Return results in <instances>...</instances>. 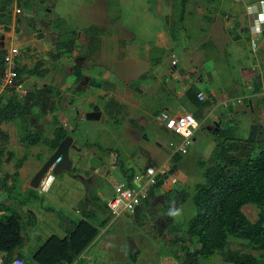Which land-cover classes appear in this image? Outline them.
<instances>
[{
    "label": "crops",
    "instance_id": "obj_1",
    "mask_svg": "<svg viewBox=\"0 0 264 264\" xmlns=\"http://www.w3.org/2000/svg\"><path fill=\"white\" fill-rule=\"evenodd\" d=\"M22 1L25 3L24 0ZM147 1L151 2V0ZM170 1L157 0L156 14L163 17L164 28L156 32L153 43L147 44L146 42L140 49L138 45L134 44L132 40L133 33L123 24L121 15L119 17L117 12V18H114L116 16H112L111 14L109 15L108 1L103 0L100 2V11L98 14L96 12V15H92L93 19L89 21V25L103 28V32L97 37V46L93 47L94 49L90 47L88 34V38L83 44V35L79 34V31L75 37L73 49L64 57L62 56L63 58L61 57L60 61L62 62L56 64V68L50 70L44 78L41 77L42 73L39 74L41 77L40 81L42 80V87L52 86L57 90L74 87L79 94V96H76L77 102L75 104L78 105L75 111H71L70 116H64L63 124L58 128L68 132V135L76 142L77 149L70 148L69 155L72 159V170L77 172L76 176L83 181L85 192L82 195L81 187L76 186L77 188H75L74 184L67 177L64 178L63 174L65 172L55 175L47 191L42 192L35 189L36 195L33 198L38 199V203L31 202L30 204H25V208H23L25 216L23 218L24 221L26 219L30 220L26 226L30 229L36 222V218L44 215L45 218L40 221H45L52 226L54 224L53 217L56 218L55 215L51 214L53 212L60 217L62 224V218L64 217L77 221L89 215L90 221L91 219L95 220L91 222L98 227L99 232L96 238L80 254L79 260L81 264L153 263L151 259L154 252L153 249H156L155 246L145 241H142L140 245L138 243L135 244L133 252L137 251V256L135 262H133L129 257L127 236L122 235L123 233H118L119 231L115 232L112 228L115 224H119L123 220L125 221L127 219L126 215H131L138 221L142 211H144L142 209L138 217L128 212L114 217L107 208L106 201L113 195V184L126 180V177L118 167H112L111 164L115 158L113 156L116 155L119 167L122 165L124 168L131 170L129 173L132 174L131 182L133 183L141 182L144 176V169L148 165L154 166L157 169L164 168L167 172L163 175V178L167 179V184H161L159 189L155 190L154 195L156 199H153L157 201L162 200L165 203L164 198H159L161 192L166 191L170 197V193L177 194L186 187V182L183 180L181 172H179L180 169L178 170L180 173L179 180L177 179L176 183L172 182V178L176 177L174 175L176 170L172 173L168 171V165L171 164V162L169 164V160L173 154L171 147L170 154L167 157L166 155L162 156L163 152L159 147L166 142L163 133L165 134L170 130L173 131V120L176 115L183 112L192 113L199 118V122L205 125L203 129L207 130L210 134L219 135L221 130L230 134V132L233 133L237 130L233 126V124L239 122L236 120H239L237 117L247 115L248 110L244 108L240 109L243 105H238V103L242 102V100L246 101L245 105L250 110L254 108L255 103L259 105L262 103L264 106V86H262V78H264V37L260 38L261 45L253 59L244 62L237 58L239 56L238 48L242 47L240 41L243 39V34L246 33L243 22L246 21L248 28V32L246 33L247 43L250 37V27L253 23L251 16L248 14L247 5L253 4L256 0H214L216 7H218L217 15H219L220 11L231 10L235 16L234 20L242 25L236 28V30L233 29L235 24L233 25V19H231L229 25H225L224 27L225 33L222 32L220 34V29H218L217 34L209 33L203 41H200L199 47H197L199 49L198 53L201 56L199 65L207 69H205L204 73L200 74L198 79L194 78V80H191L186 74V71L189 72L187 69L190 64H186L188 55L186 56V53L179 47V44H181L179 41H187L186 37L188 38L190 31L194 32L196 30L195 25L197 23L201 24V19L199 14L195 13L194 8L190 7L191 3L189 1V3H186L184 11H181L180 0H177L172 5L168 3ZM4 2L5 0H0V3H2L0 7L4 5ZM11 3H13L11 9L8 8L10 12L9 16L6 18L2 17L0 20V49L2 51L7 48L18 47L21 43L34 45L33 40L27 38L22 33L23 27H25L23 26L24 23H17L18 26H15V6H17V1L11 0ZM23 3V13L26 16H30L31 14L27 13L29 9L24 7ZM122 3L125 8L130 7L132 4L131 0H122ZM148 3H145V9L148 8L151 13L152 9L148 6ZM42 4L39 3L36 8L41 7ZM118 9L121 11V5ZM170 9L174 10L175 19L173 17L170 18L172 13H170ZM46 11L47 13H53V11H50V8H46ZM217 15L213 18V21H211V15L208 17V20L210 19L209 21H211L210 24H217ZM33 23L35 24V22ZM174 25L177 29H173ZM191 26L194 27L191 28ZM35 30V33L32 35L37 38L39 29L36 27ZM55 30L57 29L51 28V30L43 31L50 33L52 40L57 42L58 36L54 34ZM174 30L176 34L182 33L184 36L180 38L176 37ZM19 37L21 38L20 42L18 40ZM40 40L37 38V41ZM42 40L45 41L44 39ZM79 40H82L83 47L77 45ZM46 44L49 47L53 43L46 42ZM112 44H114L115 50L111 51ZM248 48L246 47L245 49L247 52ZM228 56L233 57L234 61L225 63V59L229 61ZM212 61L216 64L214 67L211 66ZM235 64L239 67L236 77L228 73V71H234ZM76 67L80 68L82 74V79L79 82H76L74 78L73 81L69 80L70 73L73 74V70ZM213 68L215 71L209 73ZM212 74L217 77L214 85L207 83V80H210L209 76ZM255 77L258 78L260 85L258 89L254 88L256 91L250 93L249 91L255 86ZM193 83L200 91L204 90L199 87V84L205 83V87L209 90V94H211L210 98L207 97L205 100L208 102V105L196 107L186 100L184 93ZM6 94H9V91L2 92V96L0 97L4 99ZM229 106L232 107L229 108ZM175 110H177V114L174 113ZM95 116H136L137 122L145 120L146 122H150L149 124L153 125L154 128H161L159 133L155 132L149 136L154 137V143L158 145L155 148L151 146L146 148L149 153L147 160L151 164L146 163L144 165L137 159L138 161L133 163V167L129 164L125 167L124 163H129L130 159L133 158V151L115 149L112 156L107 147H103L100 144L90 143L87 140L80 143L79 139L81 137L74 135V133L76 134L75 130L77 131L78 128L77 121H94ZM260 116L264 117V111L261 112ZM136 119L128 118L132 122H136ZM261 124L260 130L264 128V123L261 122ZM251 126L249 125L248 127V134ZM139 127L143 128L142 125ZM197 130H200V124ZM147 136V133L143 136L146 141L148 140ZM200 140L201 137L196 138V136H193V142L199 143ZM46 158L47 155H40L35 164L32 163L29 166L23 164L20 167V173L18 171L16 182L20 186L21 192L33 189L30 187V180ZM94 161H96V165H93ZM177 164L180 165V163ZM22 170H24L26 176L19 177ZM137 171L140 172L136 174ZM141 172L143 174L138 176ZM111 173H114L115 178L107 180L110 184V193H107L108 190L102 189L103 186L102 188L97 187L99 181L97 176L109 175L110 177ZM26 188L29 189L27 190ZM74 201H76L75 207H71L70 203ZM43 202L53 205L55 207L53 211L43 212ZM82 202L85 203L81 206L82 208L86 205L85 211L80 207ZM48 210L50 211L51 208H48ZM67 211H71L76 217H68L66 215ZM145 211L149 217V222L145 224L147 225V231H145L144 235L142 232L139 235H143L144 239L151 238L155 240L157 238L151 234L153 226H156L154 221L158 217L164 219V208L163 211L156 210L153 206V214L149 210L145 209ZM47 215H52V217ZM169 221L174 223L173 217L167 219V225L165 223L163 233L166 232ZM123 236L125 239H123ZM46 237H43L42 240ZM41 242L38 244H41ZM20 252L23 254L22 249H20ZM24 255L29 256L30 254ZM258 257L259 264H264V253L258 255ZM199 259L200 257L198 258V263ZM141 260L142 262L140 263ZM166 260L167 262L163 261L162 264H176L172 257H167Z\"/></svg>",
    "mask_w": 264,
    "mask_h": 264
},
{
    "label": "rangeland",
    "instance_id": "obj_2",
    "mask_svg": "<svg viewBox=\"0 0 264 264\" xmlns=\"http://www.w3.org/2000/svg\"><path fill=\"white\" fill-rule=\"evenodd\" d=\"M102 1L103 0H34L32 8H27L29 9L27 13H30V16H26L23 13V1L17 2V6H15V26H18L17 23L23 22V26L25 27H23L24 29L22 33L34 42V45L28 43H21L20 45H18V47H16L19 51L18 69H20L18 83H21L23 88L27 92H37L38 89L42 87V80L40 81V78H44L50 70H54L57 66L56 64L62 62L60 61L61 57L67 55V53H63L60 58L57 59V61L53 60L48 55V50H54L53 47L56 44L53 43L51 46L48 47V43L46 44V42L42 39L40 41H37V38L33 37L32 35L36 31V27L38 29L43 30H51V28H56L57 30L54 31V34L59 36L60 40H66L69 38L75 39L76 35L80 31L79 34L83 35L82 40H84V44L86 42L85 40H87L88 38V31L85 28L89 26V21L93 19L92 15H96V12L98 14V12L100 11V2ZM107 1L109 5L108 14L116 16L117 12L118 16L121 15L123 24L129 31L133 33L132 40L134 44L138 45L140 49L144 46L146 42L147 44L153 43L156 32L164 28L163 17L158 16V14H156L157 0H151V2L147 0H131V6L126 8L124 7L122 0ZM147 2H149L148 6L152 9L151 13L148 8L145 9ZM175 2H177V0H171L168 3L172 5ZM189 2L191 3L190 7L194 8L195 13L199 14L201 24L197 23L195 25L196 30L194 32H191L188 29L190 33L188 38L186 37L187 41H179V43H181L179 44V47L186 53V56L188 55L186 58V64L190 65L187 69L189 70V72L186 71V74L189 76V78H191V80H194V78L198 79L200 77V74L204 73L205 69H207L199 65L201 56L198 53L199 49L197 47H199L200 41H203L209 33L217 34L218 29H220V34H222V32L225 33L224 27L225 25H229L231 19H233V25L235 24L233 28L235 30L236 28H239L242 24L234 20L235 16L231 10L220 11L219 15H217L218 7H216L214 0H189ZM39 3L43 4L41 7L36 8ZM205 3L208 5H206ZM12 4L13 3H11L10 0L9 2L3 5V10H0V20L2 17L6 18L9 16L8 14L10 12L8 8L11 9ZM120 5L122 7L121 11L118 9ZM46 8H50V11H53V13H47ZM170 13V18L173 17V19H175L174 17L176 16L173 14V9H170ZM203 15L204 17H202ZM210 15L211 21H213V18L217 15L216 25L210 24L211 21H209L210 19L208 20V17ZM114 18H117V16ZM33 22H35V24ZM44 24L46 25L43 26ZM243 24L245 28L244 30L247 33L248 28L246 25V21H244ZM199 26L201 29L199 28ZM192 27L194 26H191V28ZM173 29H177L175 25L173 26ZM174 32L176 37L178 38L184 36L182 33L176 34L175 30ZM246 33L243 34V39L240 41L242 47L238 48L239 56H237L239 60H242L244 62L250 61V59L254 58V54L250 52L249 48L248 52L245 50L246 47H249V42H246ZM20 37L18 39L19 42L21 41ZM82 40H79L78 43L76 42L77 45L80 47L84 46L82 44ZM111 47V51L115 50L114 44H112ZM227 58L229 59V61H226L225 59V63H231L234 61L233 57L228 56ZM36 63H39V71L32 73L31 70ZM215 65L216 64L214 63V61H212L211 66L214 67ZM238 68V65L235 64L234 71H228V73L236 77L238 73ZM213 71H215L214 68L209 73H213ZM39 73H42L41 77L38 75ZM111 74L113 75V73ZM69 77V80L73 81V74L70 73ZM209 77L210 80H207V83L214 85L217 81V77L213 74ZM199 87L203 89V92L207 95L208 98H210L209 96H211V94H209V90L205 87V83L199 84ZM13 91L14 93L9 92V94H6L4 99L2 98L3 101L7 100L11 93L20 98L18 92H15L14 89ZM254 91L256 90H254L253 87L252 90L249 92L252 93ZM76 93L77 90L74 89V87H68L66 89L61 88L58 92H53L49 97L53 104L50 107H47V109H44L42 104L36 101L37 98H34V100H32V107L24 109L19 116L15 117L13 121L5 123L3 125L4 129H9L13 132L9 146L11 149L15 150V154L13 155V159L10 162H5L2 165V169L0 170V181L6 172H8L10 175L15 172L16 169L14 167V164L17 159H21V161H23L22 165L26 164V166H29L32 163H36V161L38 160V156L48 155L50 139L54 135L53 129L55 127H61L63 124V120L65 119L64 116H70V112H74L78 105L75 104L77 102L76 96H79V94ZM245 103L246 101L243 100L242 102L238 103V105H243L240 109L244 108L248 111L246 116L237 117L239 118V120H236L239 122L233 124V126H235L237 130H235V132L233 133L230 132L229 135H231V139H244L248 136L249 125L257 124L258 126H262L261 122L264 123V117L260 116L261 112L264 111L263 104L260 103V106L258 103H255L254 108L250 110V108L246 106ZM23 104L24 102L22 103V105ZM230 107L232 106H229V108ZM174 113L177 114V110H175ZM129 117L136 119V116H95L94 121L80 120L77 121L78 128L77 131L75 130L76 134L74 133V135L76 137H81L82 141L81 139H79L80 143H83V141L87 140L90 141V143H96L100 144L103 147H107L109 153H111L112 156L113 152H115V149H125L133 151V158L130 159L129 163H124L125 167H127L128 164L133 167V163L137 162L138 160L144 165L146 163L151 164V162L147 160V155L149 153L146 148L150 146L152 148H155L158 145L157 143H154L155 138L149 136L155 132L159 133V131H161V128L156 129L153 127V125L149 124L150 122H146L145 120L138 122L137 119L135 120L136 122L129 121ZM194 117L200 124V130H196L194 136H196V138L201 137V140L199 143L193 142L192 140L191 144L188 146L187 153L183 154L180 161L178 162L180 163V165H176V172L174 173V175H176V178L179 180V172H181L182 178H184L183 180H185L186 182V187L184 188L186 198L179 208L181 211L180 216L173 217L174 223L169 221L168 227L166 228V232L162 233L161 235H157L156 229L153 228L151 234L153 237L157 238L155 240L151 238L144 239L143 237L145 231H147V225L145 224L149 222V217L145 210L142 211L138 221H136L133 216L126 215L125 217H127V219L125 221L123 220L121 221V223L115 224L112 227L115 232L119 231L118 233H123L122 235L127 236V240L133 241L134 245L137 243L140 245L142 241H145L146 243H151L153 246H155L156 249H153L154 252L152 254L151 259L153 260V263L151 262V264H162L163 261L167 262V257H172L173 260H175L176 264H183L184 260L181 255V249L178 243L180 242V240H182V242H185L184 244L190 250L198 246L196 239L190 240L185 234L188 220L195 213V207L191 199V195L193 193L192 187L193 184L203 180V169L204 167L210 165L213 162V153L218 152V150L220 151L218 142L222 140L224 136L220 134H210L207 130L203 129L205 125L199 122V118L197 116ZM71 121L75 122L74 120ZM141 125L143 126V128L139 127ZM262 129L259 132V138L262 137L261 140L263 141L264 145V128ZM27 133H32V137H34L33 139L35 140L34 143H31L30 139H22ZM145 133L148 134L147 141L143 138ZM163 135L166 139V142H168H165L159 147L162 149V156L166 155L167 157L170 154L169 143L177 142L179 137L171 130L165 134L163 133ZM113 157H115L117 162L116 167H118V169L120 170L116 155ZM170 162L171 161L169 160V164ZM170 165H168V168H170ZM18 171L20 173V169ZM138 172L140 171H137L136 174H138ZM76 174L77 172H74V170H72L71 173L65 172L63 174V177H67L69 181L74 184L73 186H75V188H77L76 186L81 187L83 195L85 192L84 184L83 181L78 176H76ZM142 174L143 173L141 172L138 176H141ZM23 176H26L24 170H22L21 175L19 177ZM97 178L99 179L97 187L102 188L103 186L102 189L108 190L107 193H110V184L107 182V180H110V178H115L114 173H111L110 177L109 175H103L100 177L97 176ZM10 179L11 178H9L7 181L9 188L11 185ZM13 185L14 186L12 194L14 196H17V199H15L14 196V198H10V191L7 192V190L3 188L0 189V204H4L8 207L14 206L15 208H17V210L21 212V218L24 221L23 217L25 216V213L23 211V208H25V204H30L31 202L38 203V199L30 198V200H26L24 203L21 204L20 200L22 199V196L18 195V192H21L20 186L17 184V182H15ZM90 188H92V186H90ZM26 189L28 190L29 188ZM170 194L173 195L172 193ZM166 195V191L161 192L159 198H163V196ZM155 199H153L152 205L156 208V210L163 211L164 203L162 202V200H159L161 201L159 202ZM75 203L76 201L71 202L70 206L75 207ZM42 204L44 210L43 212H51L55 208L53 205L48 204L46 202H43ZM76 206L78 205L76 204ZM48 208H51V210L49 211ZM85 208L86 205L84 207V211ZM242 210L251 221L256 220L258 208L255 204H246L243 206ZM51 214L56 216V218L53 217L54 224L52 226L47 224L45 221H40L41 219L45 218V215L38 216L36 218V222L30 229L25 227L23 224V226L25 227L23 228L25 233V241L21 247L23 254L29 255L31 251H33L37 247V245H39L38 243L40 241H43V237H46L50 234H56L58 236L65 235V229L63 224L61 223L60 217H58L54 212ZM66 215L70 218L76 217L71 211H67ZM47 216L52 217V215ZM91 221L94 222L95 220L91 219ZM140 232H142L143 235H139ZM123 239H125L124 236ZM170 239H176L177 243L175 244L174 242L169 241ZM229 247L253 253L257 255V257L258 255L264 253V251H260L256 247L249 244L247 241L235 237H232L230 239ZM141 262L142 260L140 261V263ZM198 264L228 263H225L219 255L215 254L210 257H200Z\"/></svg>",
    "mask_w": 264,
    "mask_h": 264
},
{
    "label": "trees",
    "instance_id": "obj_3",
    "mask_svg": "<svg viewBox=\"0 0 264 264\" xmlns=\"http://www.w3.org/2000/svg\"><path fill=\"white\" fill-rule=\"evenodd\" d=\"M9 1L5 0L4 4ZM16 1L20 2L22 0ZM188 1L180 0L181 11L185 10ZM24 2L26 8H32L34 4V0H24ZM0 10H3V5ZM85 29L88 31L90 47L95 48L98 44L97 37L103 32V28L89 25ZM74 41L75 39L72 38L60 40L58 36L57 43L53 47L54 50L50 49L48 55L55 60L63 53H70ZM3 53L4 51L0 50V71L3 64ZM38 68L39 63H36L31 72H38ZM19 74L20 69H18ZM73 75L76 82L82 79L79 67L74 68ZM257 77L254 79L255 89H258L260 85ZM58 91L55 87L45 86L38 89L37 92H27L24 97H20L22 99L13 95V90H10L13 93L7 100L3 101L0 97V170L5 162L8 163L13 159L15 154V150L9 146L13 132L4 129L3 125L13 121L24 109L32 107L34 98H37L36 101L41 103L44 109H47L53 104L49 97L53 92ZM199 91L197 86L191 84L185 91L184 97L192 105L204 107L208 105V102L198 100L197 93ZM259 132L260 125L257 124L251 126L248 136L244 139H231V135L226 131H220V135L224 136L218 142L220 151L213 153V162L204 167L203 180L193 184L192 187L191 199L195 207V213L188 220L185 234L190 240L196 239L198 246L190 250L184 244L185 242H182V240L178 242L184 260L183 264H198L199 257H210L215 254L219 255L228 264H259V258L253 253L229 247L230 239L235 237L247 241L260 251H264V145L261 140L262 137L259 138ZM53 134L50 139L47 157L55 150L59 142L68 135V132L55 127ZM33 138L32 133H27L22 139H30L31 143H34ZM182 155L180 153L171 155L170 173L176 170V165ZM22 163L21 159H17L14 164L15 172L11 175L6 172L1 178L0 189L4 188L7 192L10 191V198L15 197L17 199V196L12 194V190ZM120 170L126 180L131 182L132 174L129 173L131 170L124 168L122 165ZM9 178H11L10 188L7 184ZM161 182L162 177L159 176L156 184L150 188L147 197L142 201L143 210H149L153 214L152 201L155 198V190L159 189ZM18 195L22 196L20 200L22 204L26 200L35 197L36 190L29 189L26 192H18ZM163 198L165 199L163 215L167 225V219L171 217L167 213L172 203L175 202V206L179 209L186 198V194L183 190L170 197L169 195L163 196ZM84 204L82 202L80 207ZM246 204H255L258 208L256 220L251 221L243 212L242 208ZM89 218V215L77 221L62 218L65 235H48L29 256H25L20 252V249L25 241L23 228L27 226L30 220L23 221L21 212L14 206L8 207L0 204V251L5 253L6 261L19 257L25 264H62L72 261L81 264L80 254L96 238L99 232L98 227ZM153 227L156 229L155 225ZM169 241L177 243L176 239H170ZM127 242L129 257L135 262L137 256V251L133 252L135 245L133 241L127 240Z\"/></svg>",
    "mask_w": 264,
    "mask_h": 264
},
{
    "label": "built area",
    "instance_id": "obj_4",
    "mask_svg": "<svg viewBox=\"0 0 264 264\" xmlns=\"http://www.w3.org/2000/svg\"><path fill=\"white\" fill-rule=\"evenodd\" d=\"M248 14L251 16L253 23L251 24L250 37L248 39L250 52L256 55L260 48V38L264 37V0H256L253 4L247 5ZM18 56L19 51L16 47L7 48L3 53V64L0 71V96L2 92L15 90L20 97H24L27 91L21 83H18ZM262 86H264V78H262ZM14 92V91H13ZM199 101L207 99L203 91L197 93ZM199 126L198 121L192 113L183 112L174 117L173 132L179 137V141L170 142L172 153L185 154L188 151V146L193 140L195 131ZM112 167L117 166L116 159L112 161ZM144 176L141 182L133 183L127 180L118 181L113 184V195L106 201L107 208L110 213L116 217L124 212L133 214L136 206L142 204V201L147 197L149 190L157 182L159 176L162 177L161 184H167V179L163 178L166 174L164 168L157 169L154 166L148 165L144 169ZM53 165L50 166L41 180L38 190L47 191L55 175L52 173ZM51 177V182H49ZM172 182L176 183L177 178L173 177ZM49 184V186H47ZM0 264H25L19 257L12 258L11 261H6L5 253L0 251ZM62 264H78L77 261L64 262Z\"/></svg>",
    "mask_w": 264,
    "mask_h": 264
},
{
    "label": "water",
    "instance_id": "obj_5",
    "mask_svg": "<svg viewBox=\"0 0 264 264\" xmlns=\"http://www.w3.org/2000/svg\"><path fill=\"white\" fill-rule=\"evenodd\" d=\"M44 24L43 26H45ZM37 38L44 39L46 42L55 43L52 40V36L48 32H44L39 29L37 32ZM70 148L77 149L76 142L70 135H66L55 148V150L46 158L44 163L40 166L37 172L33 175L30 180V187L33 189H38L41 180L46 174L48 168L53 165L52 173L54 175H59L63 172H70L72 167V159L69 155ZM93 165H96V161L93 162ZM143 206H136L133 214L135 217H138L140 212L142 211ZM154 224H156V232L157 235H161L164 231L165 221L162 217H158L155 219Z\"/></svg>",
    "mask_w": 264,
    "mask_h": 264
},
{
    "label": "clouds",
    "instance_id": "obj_6",
    "mask_svg": "<svg viewBox=\"0 0 264 264\" xmlns=\"http://www.w3.org/2000/svg\"><path fill=\"white\" fill-rule=\"evenodd\" d=\"M51 177H49V182H51ZM181 211L175 206V202L172 203V206L169 208V211L167 213L168 216L171 217H178L180 216Z\"/></svg>",
    "mask_w": 264,
    "mask_h": 264
},
{
    "label": "bare ground",
    "instance_id": "obj_7",
    "mask_svg": "<svg viewBox=\"0 0 264 264\" xmlns=\"http://www.w3.org/2000/svg\"><path fill=\"white\" fill-rule=\"evenodd\" d=\"M47 186H49V184H47Z\"/></svg>",
    "mask_w": 264,
    "mask_h": 264
},
{
    "label": "flooded vegetation",
    "instance_id": "obj_8",
    "mask_svg": "<svg viewBox=\"0 0 264 264\" xmlns=\"http://www.w3.org/2000/svg\"><path fill=\"white\" fill-rule=\"evenodd\" d=\"M142 206V204H140ZM156 219V218H155Z\"/></svg>",
    "mask_w": 264,
    "mask_h": 264
}]
</instances>
